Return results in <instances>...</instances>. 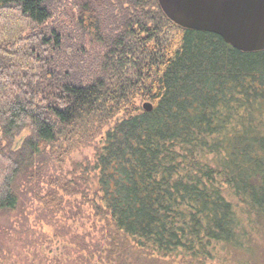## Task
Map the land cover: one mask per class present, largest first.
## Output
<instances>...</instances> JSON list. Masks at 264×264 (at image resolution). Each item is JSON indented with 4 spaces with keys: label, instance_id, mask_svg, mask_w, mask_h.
Masks as SVG:
<instances>
[{
    "label": "trees",
    "instance_id": "1",
    "mask_svg": "<svg viewBox=\"0 0 264 264\" xmlns=\"http://www.w3.org/2000/svg\"><path fill=\"white\" fill-rule=\"evenodd\" d=\"M23 178L89 207L83 264H264V50L157 0H0V216Z\"/></svg>",
    "mask_w": 264,
    "mask_h": 264
},
{
    "label": "rangeland",
    "instance_id": "2",
    "mask_svg": "<svg viewBox=\"0 0 264 264\" xmlns=\"http://www.w3.org/2000/svg\"><path fill=\"white\" fill-rule=\"evenodd\" d=\"M71 46L74 51V43ZM14 143L15 148H20L22 138L16 137ZM92 155L93 147H87L75 151L73 157L83 160ZM69 165L65 163V169ZM43 182L45 178H23L19 182L22 185L18 189V208L0 216V264H83L86 252L79 251L81 245L88 249L96 241L103 245L89 217V207L82 204L78 208L74 197H65L57 206L55 202H46L44 196L49 188Z\"/></svg>",
    "mask_w": 264,
    "mask_h": 264
},
{
    "label": "water",
    "instance_id": "3",
    "mask_svg": "<svg viewBox=\"0 0 264 264\" xmlns=\"http://www.w3.org/2000/svg\"><path fill=\"white\" fill-rule=\"evenodd\" d=\"M157 1L178 26L215 33L244 52L264 50V0ZM144 108L151 110L152 104Z\"/></svg>",
    "mask_w": 264,
    "mask_h": 264
}]
</instances>
